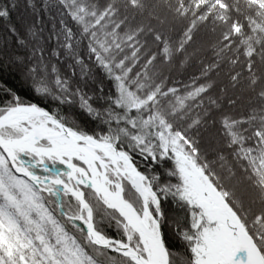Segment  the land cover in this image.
Masks as SVG:
<instances>
[{
	"label": "snow or ice",
	"instance_id": "1",
	"mask_svg": "<svg viewBox=\"0 0 264 264\" xmlns=\"http://www.w3.org/2000/svg\"><path fill=\"white\" fill-rule=\"evenodd\" d=\"M27 4L31 7L33 0ZM16 7L15 0H0V22L11 21ZM68 15L78 24L75 12ZM106 18L101 13L95 27ZM60 26L65 51L86 72L83 56L73 49L72 28L63 20ZM9 31L15 33L16 26ZM82 32L89 36L88 57L113 86L111 107L102 110L67 78L57 76L54 82L68 93L60 103L78 100L90 118H104L106 130L73 127L10 89L5 92L7 99L0 101V264H264V210L241 208V215L209 175L215 170L207 155L200 160V129L210 111L201 119L174 123L180 113L165 109V101L179 92L177 87L146 92L136 107H127L122 89H132L101 54L109 49L94 45L95 28ZM51 54L58 58L60 51ZM123 64L121 59L116 67ZM40 70L30 68V78ZM57 71L53 65L52 72ZM86 78L82 73L80 79ZM33 90L50 92L38 85ZM209 90L202 86L195 94ZM209 103L215 104L211 98ZM221 127L226 129V122ZM254 135L256 147L264 149V132L257 128ZM225 147L246 158L231 135ZM248 153L255 157L256 149L249 147ZM225 160L223 151L215 153L221 166ZM246 162L253 165L254 187L264 188V159L259 166ZM173 238L182 242L175 251Z\"/></svg>",
	"mask_w": 264,
	"mask_h": 264
},
{
	"label": "trees",
	"instance_id": "2",
	"mask_svg": "<svg viewBox=\"0 0 264 264\" xmlns=\"http://www.w3.org/2000/svg\"><path fill=\"white\" fill-rule=\"evenodd\" d=\"M216 1L220 4L214 0H33L29 7L27 0H15L11 21L0 22V101L7 99L5 92L10 89L25 103L38 104L73 127L105 131L104 118H90L78 107V100L71 105L60 103L59 97L68 93L59 91L54 82L57 76L67 78L73 88L78 85L85 96L91 95L102 110L111 107L108 97L114 94L113 86L88 57L89 36L82 32L95 28L94 45L109 49L101 54L108 58L113 73L127 81L126 87H131L138 102L146 92L177 87L179 92L165 101V109L180 113L174 123L201 119L205 110L210 111L200 129L201 162L206 154L215 170L209 175L221 191H227L241 215V208L264 210V188L254 187L258 181L253 178V165L246 162L255 160L259 166L264 159V149L256 147L254 135L257 128L264 132V8L251 0ZM69 12L76 13L78 24L69 18ZM101 13L107 18L95 27ZM61 20L73 30V49L83 56L86 72L83 65L72 63L63 47L66 33ZM11 24L16 26L15 33L9 31ZM76 39L81 40L79 45ZM53 49L60 51L58 58L51 54ZM121 59L124 64L117 68ZM33 66L41 70L30 78ZM82 73L86 79H80ZM36 85L50 92L37 95ZM202 86L210 90L196 95ZM100 88L103 94L97 90ZM225 122L226 129L221 127ZM230 135L242 146L245 159L238 158L236 148L225 147ZM249 147L256 149L255 157L248 153ZM219 151L226 156L223 166L215 161ZM181 244L173 238V251Z\"/></svg>",
	"mask_w": 264,
	"mask_h": 264
},
{
	"label": "rangeland",
	"instance_id": "3",
	"mask_svg": "<svg viewBox=\"0 0 264 264\" xmlns=\"http://www.w3.org/2000/svg\"><path fill=\"white\" fill-rule=\"evenodd\" d=\"M202 2H207L208 0H201ZM254 1L256 3H258L261 7L264 8V2L260 1V0H251ZM214 4H220L219 2H217L216 0H214ZM121 102H123L124 104L127 105H137L139 102L135 99L134 95L132 93H129L125 90L122 89V96H121Z\"/></svg>",
	"mask_w": 264,
	"mask_h": 264
}]
</instances>
